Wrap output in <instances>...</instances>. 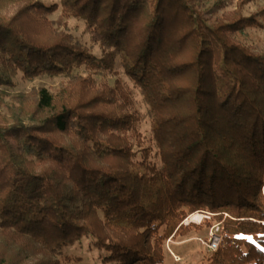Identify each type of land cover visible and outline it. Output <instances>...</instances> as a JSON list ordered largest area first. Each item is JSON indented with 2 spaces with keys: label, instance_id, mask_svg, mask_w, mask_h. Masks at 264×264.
<instances>
[{
  "label": "trees",
  "instance_id": "16d2710c",
  "mask_svg": "<svg viewBox=\"0 0 264 264\" xmlns=\"http://www.w3.org/2000/svg\"><path fill=\"white\" fill-rule=\"evenodd\" d=\"M227 2L0 0V87L66 79L0 91V264H65L84 237L162 264L196 211L229 215L207 264H264V5Z\"/></svg>",
  "mask_w": 264,
  "mask_h": 264
},
{
  "label": "rangeland",
  "instance_id": "374dc122",
  "mask_svg": "<svg viewBox=\"0 0 264 264\" xmlns=\"http://www.w3.org/2000/svg\"><path fill=\"white\" fill-rule=\"evenodd\" d=\"M46 4L53 2H59V0H42ZM256 2L264 5V0H255ZM237 0H232L231 3H226V10H231L235 8ZM21 4L9 6L7 9L2 10L3 15L9 16L13 14ZM60 13V9L50 16L51 19H55ZM68 26L72 34L79 38L81 41L85 42L90 46L88 37L83 34V23L81 21L75 20L73 18L69 19ZM254 34L260 35L264 39V30L256 31ZM93 53L99 55V51L96 47H93ZM85 68L75 70L74 73H84ZM65 78L62 76H49L44 75L36 77L32 80H24L20 74L16 75L13 79V87H0V91L8 95H14L17 92H28L33 86H45L51 91L57 89L61 84L65 82ZM227 216H229L227 214ZM226 216V217H227ZM224 217V215H223ZM225 218V217H224ZM224 218L223 220L224 224ZM219 220V219H217ZM209 225L204 223L198 230L193 231L189 236L171 238V241H166L165 243V257L162 264H207L206 258L210 255L207 248L200 244L197 237H206L207 229ZM224 230L225 225H224ZM250 239H254L255 236H247ZM63 256L71 257L72 260L65 264H112L109 262H103L102 256L103 252L97 250L91 242L90 237H84L79 242L66 246L62 250Z\"/></svg>",
  "mask_w": 264,
  "mask_h": 264
},
{
  "label": "built area",
  "instance_id": "2783aa9c",
  "mask_svg": "<svg viewBox=\"0 0 264 264\" xmlns=\"http://www.w3.org/2000/svg\"><path fill=\"white\" fill-rule=\"evenodd\" d=\"M226 216L227 214L225 213L224 217ZM205 220L212 221L211 224L208 226L207 235L206 237H197L196 239L200 244L204 245L207 248L208 252L212 253L220 247L224 238L227 236L224 230L223 220H217L214 217L213 213L207 211H196L188 215V217L184 220L183 224L186 225L189 223H195L201 225L202 223H205ZM168 241H171V237L168 239Z\"/></svg>",
  "mask_w": 264,
  "mask_h": 264
},
{
  "label": "clouds",
  "instance_id": "9594fccd",
  "mask_svg": "<svg viewBox=\"0 0 264 264\" xmlns=\"http://www.w3.org/2000/svg\"><path fill=\"white\" fill-rule=\"evenodd\" d=\"M249 238V237H248Z\"/></svg>",
  "mask_w": 264,
  "mask_h": 264
}]
</instances>
